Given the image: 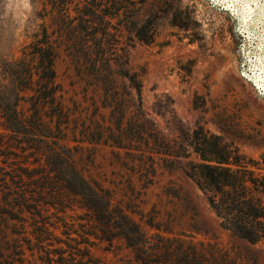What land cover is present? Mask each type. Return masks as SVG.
<instances>
[{
  "label": "rangeland",
  "instance_id": "obj_1",
  "mask_svg": "<svg viewBox=\"0 0 264 264\" xmlns=\"http://www.w3.org/2000/svg\"><path fill=\"white\" fill-rule=\"evenodd\" d=\"M87 1L107 13L103 21L108 34L97 36L104 38V45L117 46L120 63L128 56V67L140 81L139 93L118 74L106 91L104 72L89 68L68 30L79 24L85 0H0V83L9 80L5 64L19 59L45 30L56 48L55 100L38 112L34 99L27 98L18 107L24 116L37 125L40 114L47 133L70 148L85 178L107 191L111 204L149 236L158 232L185 251L194 245L196 264H264V243H249L221 228L205 194L186 174L189 162L198 161L188 145L198 126L250 157H264V81L253 71L264 55L258 6H252L249 20L213 0ZM144 23V32L151 36L147 42L134 32ZM33 136L25 146L30 167L38 162L29 153L39 143ZM17 145L23 146L19 140ZM5 153L0 149V160ZM3 165L0 161L5 180H17ZM11 223L6 238L18 240L23 257L31 259L23 239L31 228L23 229L17 220ZM90 251L100 264H142L120 238L100 242ZM162 260L156 264H174Z\"/></svg>",
  "mask_w": 264,
  "mask_h": 264
},
{
  "label": "trees",
  "instance_id": "obj_2",
  "mask_svg": "<svg viewBox=\"0 0 264 264\" xmlns=\"http://www.w3.org/2000/svg\"><path fill=\"white\" fill-rule=\"evenodd\" d=\"M89 6V1L85 0L79 24L68 26L89 68L92 73L104 72L101 83L106 91L116 82L113 74H118L126 77L139 93L140 81L128 67V56L124 55L120 63L117 46L109 44L108 47L103 43L104 38L97 36L98 33L108 34L109 27L103 21L107 13L101 12L100 5ZM146 28L144 23L134 30L135 36L144 42L151 38L144 32ZM55 58L56 48L44 30L19 59L4 67L9 80L0 83V118L4 126L0 131V149L6 153L0 161L9 169V176L17 180L12 184L5 180L4 172L0 174V264H100V259L92 256L91 248L103 241L110 244L116 238L122 239L142 264H156L163 262L162 259L174 264H196L194 260L199 253L194 245L185 251L177 241L173 243L158 232L149 236L122 208L111 204L107 191L85 178L73 163L70 148L47 133L40 114L36 125L31 116H24L18 108L22 101L33 98V108L39 112L55 100ZM35 84L39 88H34ZM27 91L32 95L27 96ZM121 104L116 102L118 107ZM129 131L134 133L132 127ZM33 134L39 143L34 145L36 151L29 153L38 162L30 167L33 162L25 146L31 145L27 139H33ZM18 140L23 146L17 145ZM188 145L198 161L189 162L186 174L205 194L220 227L249 243H264V171L261 166L264 157L262 161L250 157L233 142L225 141L202 126L192 130ZM20 148L23 149L21 154ZM34 178L37 180L33 181ZM77 208L83 213H76ZM67 210L73 212L68 214ZM14 220L23 229L31 228L30 236L23 238L31 259L23 257L24 248L22 244L17 245L18 240L6 238ZM13 248L18 249L17 255Z\"/></svg>",
  "mask_w": 264,
  "mask_h": 264
},
{
  "label": "snow or ice",
  "instance_id": "obj_3",
  "mask_svg": "<svg viewBox=\"0 0 264 264\" xmlns=\"http://www.w3.org/2000/svg\"><path fill=\"white\" fill-rule=\"evenodd\" d=\"M213 2L228 8L230 11L234 10L238 16H246L249 20L252 18V6L256 5L261 22L264 24V0H213ZM262 39H264V28H262ZM261 49L264 50V44L261 45ZM259 60L258 68H254L253 71H256L261 81H264V55H261ZM260 91L264 93V84L261 85Z\"/></svg>",
  "mask_w": 264,
  "mask_h": 264
}]
</instances>
